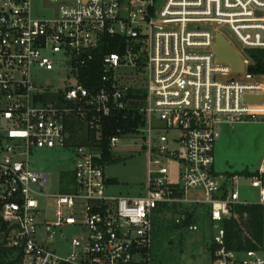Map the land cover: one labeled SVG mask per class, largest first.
Segmentation results:
<instances>
[{
    "label": "built area",
    "instance_id": "built-area-1",
    "mask_svg": "<svg viewBox=\"0 0 264 264\" xmlns=\"http://www.w3.org/2000/svg\"><path fill=\"white\" fill-rule=\"evenodd\" d=\"M41 3L38 16L33 0H0V247L18 250L22 264H151L157 216L193 233L200 215L213 225L211 264H264V228L253 249H230L227 230L242 207L260 206L264 216V157L249 175L215 172L221 126L264 122V72L250 71V53H264V0ZM219 34L242 72L218 62ZM110 43L118 50L103 56L99 85L85 87L82 73ZM35 69L66 78L56 88L40 83ZM130 70L148 74L145 93H132L140 89ZM234 75L244 78L220 80ZM120 114L137 127L118 128L108 150L124 138L142 141L147 182L138 196L108 193L102 133ZM74 120L94 142L68 144ZM55 148L73 149L77 160L71 180L61 176L51 193L50 174L30 158ZM243 188L257 199H242Z\"/></svg>",
    "mask_w": 264,
    "mask_h": 264
},
{
    "label": "rangeland",
    "instance_id": "rangeland-1",
    "mask_svg": "<svg viewBox=\"0 0 264 264\" xmlns=\"http://www.w3.org/2000/svg\"><path fill=\"white\" fill-rule=\"evenodd\" d=\"M41 0H33V9L36 15L42 14ZM49 12H47L48 14ZM228 40L237 48V43L231 32L223 29ZM132 77L128 79L135 86V93H145L143 87L147 84L148 74L137 78L133 70ZM35 76L40 83L54 85L60 88L63 78L57 71L46 72L35 69ZM131 74H128L131 76ZM241 75L221 78L223 82L232 79L242 80ZM141 105V104H140ZM67 142L72 147L87 144L85 126L82 123L69 122L66 124ZM113 157L116 163L107 165L105 175L107 179L116 183L108 188V193L114 196H138L144 192L147 182V158L142 150V141L135 137L121 140L118 148L114 149ZM264 157V122L252 120L234 122L221 126L220 137L215 146V172L221 176L238 175L243 172H254L258 169ZM77 157L73 149H36L32 152L30 162L33 169L50 174L51 193L61 189L62 174L73 176L74 163ZM68 180V178H63ZM242 199L255 201L257 198L254 190L243 188ZM159 218V217H158ZM159 235L155 234L152 250L151 264H211V241L213 225L208 217H203L199 222L198 232L177 230L173 227L172 217L164 213ZM70 232L69 230H67ZM68 235V234H67ZM69 236V235H68ZM59 245V244H58Z\"/></svg>",
    "mask_w": 264,
    "mask_h": 264
},
{
    "label": "trees",
    "instance_id": "trees-1",
    "mask_svg": "<svg viewBox=\"0 0 264 264\" xmlns=\"http://www.w3.org/2000/svg\"><path fill=\"white\" fill-rule=\"evenodd\" d=\"M117 47L113 44L104 45L101 48L100 53L97 55L95 61V67L82 73V84L87 88H92L96 85H99L100 76H101V61L105 54L117 51ZM250 55L254 58L257 66L251 68L250 71L254 74L259 72H264V63H262L261 57L264 56L262 52H251ZM135 93V91H132ZM139 94V93H138ZM139 96H137L138 99ZM134 103H138L135 101ZM76 124L80 123L77 120L71 121ZM120 127L125 128L127 133L130 127H137V122L125 121L123 120V115H118L113 121H109L105 125V129L102 133L101 147L104 151V163L106 165H111L116 163V159L113 157V154L108 150L107 138L115 134L116 130ZM87 135V144L94 142L95 134L91 131L85 133ZM86 144V143H85ZM71 174V173H70ZM70 174H62L63 178H68V181L71 180ZM245 175H249V171L243 172ZM114 180L110 181V184H115ZM237 217L234 222L229 223L227 227L228 230V247L230 249H253L258 248L262 243V234L264 228V216L263 208L260 206H249L242 207L240 210H237ZM195 214V212H194ZM197 216V222H199L202 217ZM200 216V217H199ZM173 227L177 230H183V226L175 225ZM159 230H161L160 219L156 218L154 225V241L155 234L159 235ZM0 264H22L21 255L18 250L9 247H0Z\"/></svg>",
    "mask_w": 264,
    "mask_h": 264
},
{
    "label": "water",
    "instance_id": "water-1",
    "mask_svg": "<svg viewBox=\"0 0 264 264\" xmlns=\"http://www.w3.org/2000/svg\"><path fill=\"white\" fill-rule=\"evenodd\" d=\"M218 62L229 63L235 73L244 70V63L232 45L222 35L217 36V45L214 48ZM250 100V99H248ZM9 231L6 232L2 246L5 245V240Z\"/></svg>",
    "mask_w": 264,
    "mask_h": 264
}]
</instances>
